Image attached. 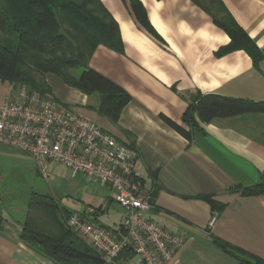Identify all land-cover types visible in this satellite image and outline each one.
Instances as JSON below:
<instances>
[{"label": "crops", "instance_id": "obj_1", "mask_svg": "<svg viewBox=\"0 0 264 264\" xmlns=\"http://www.w3.org/2000/svg\"><path fill=\"white\" fill-rule=\"evenodd\" d=\"M138 1L150 31L137 21L129 0H101L118 24L121 45L118 49L99 45L89 63L130 95L119 121L113 123L98 113L96 96L73 92L68 102L75 111L84 110V116L78 114L89 120L91 114L85 111H91L99 119L101 125L92 118L98 127L137 151V172L152 198L150 218L186 237L176 257L179 264H228L190 257L193 250L200 253L198 245L206 241L215 247L207 233L212 215L218 216L210 230L214 237L263 256L264 197H245L240 191L259 184L264 176V114L217 119L194 129L183 120L200 95L264 102V3L220 0L251 41L248 49L226 50L231 37L215 21L221 14L215 6L211 13L202 7L211 0ZM18 41L10 22L6 32L0 31V43L15 52ZM0 87V103L20 92L2 81ZM164 117L190 131L192 140ZM7 169L39 175L28 155L0 146V180ZM64 170L53 169L56 182L67 178H62ZM204 197L225 205V210L213 211ZM12 201L0 186V264H58L22 240L27 207L10 205ZM77 202L71 211L85 213L111 230L122 227L123 209L114 215L117 218L110 215L115 204L111 194L100 205ZM106 215L108 224L102 222ZM122 264L138 263L133 257Z\"/></svg>", "mask_w": 264, "mask_h": 264}, {"label": "trees", "instance_id": "obj_2", "mask_svg": "<svg viewBox=\"0 0 264 264\" xmlns=\"http://www.w3.org/2000/svg\"><path fill=\"white\" fill-rule=\"evenodd\" d=\"M0 5V31L6 32L11 22L19 37L15 52L0 43V81L38 93L43 98L56 99L45 80L47 75H55L84 95L98 97V113L113 123L119 121L131 101L130 95L89 65L99 45L115 49L121 45L118 24L101 0H0ZM129 6L137 21L150 31L147 14L139 1L129 0ZM214 6L221 14V19L215 17L216 23L231 37L226 50L248 49L251 41L220 0L202 5L210 13ZM247 114H264V102L207 94L191 102L183 122L194 129L199 128V124ZM163 120L187 140H192L190 131L165 117ZM240 192L245 197H264V176L259 184ZM39 198L37 210L32 208L27 213L30 219L23 224L22 240L58 264H105L68 227L67 220L74 211L61 206L50 195ZM203 199L218 213L226 208L210 197ZM82 215L89 219L85 213ZM208 235L217 249L238 264H264L263 258L216 238L211 232ZM133 257L132 250L126 249L114 264Z\"/></svg>", "mask_w": 264, "mask_h": 264}, {"label": "built area", "instance_id": "obj_3", "mask_svg": "<svg viewBox=\"0 0 264 264\" xmlns=\"http://www.w3.org/2000/svg\"><path fill=\"white\" fill-rule=\"evenodd\" d=\"M0 146L28 155L46 181L55 167H62L73 178L82 176L110 190L124 211L121 230H111L79 212L67 220L105 264L114 263L126 249L132 250L138 264H179L176 257L186 237L170 233L150 218L152 198L137 172V151L71 105L23 88L17 97L0 103ZM217 220L212 215L208 234Z\"/></svg>", "mask_w": 264, "mask_h": 264}, {"label": "rangeland", "instance_id": "obj_4", "mask_svg": "<svg viewBox=\"0 0 264 264\" xmlns=\"http://www.w3.org/2000/svg\"><path fill=\"white\" fill-rule=\"evenodd\" d=\"M77 73L78 72L76 71L73 73V75L76 76ZM45 80L52 88L57 99H59L62 103L70 105L68 99L69 97H71V94L73 92H79L78 90H75L66 85L62 79L55 75H47ZM15 88L19 91L23 89L21 87ZM1 93L2 89L0 87V95ZM72 107L74 108V106ZM76 112L82 115L84 110H81V108H76ZM88 112L91 111H85V113L91 114V117L90 115L87 117H90V120H92L93 122L94 120L98 122L99 119H97L96 116L92 115L93 113ZM98 124L101 125L100 122H98ZM3 173L4 174H2L0 180L1 190L7 195H11L13 201L10 205L27 207L25 208L26 213H28L32 208L34 210H37L36 202H39V197L43 195H50V197L53 198L54 201L56 200V202H58L61 206L71 210L76 204H79L77 202V199H83L86 203L100 205L102 203V200H104L109 194H111L109 189L102 188L99 185L93 183H89L82 176H78L75 179L71 178V173L68 170H64L61 172L62 178H65L66 176L67 178L61 181L58 180L59 182H56L55 180L57 177L53 178L52 176L51 179L46 181L43 177L37 175L36 173L31 174L23 170L7 169ZM121 210V207L115 202V204H112V206L110 207V215H118V212H120ZM39 214L43 213L40 212ZM105 217L106 218L103 217L102 222H105L107 224L110 223L107 219V215ZM27 218L30 219L29 216H27ZM114 218H117V216H114ZM79 239L81 238L79 237ZM81 240L85 242L83 239ZM197 249L200 253L193 250L194 252H192L190 256L191 258H195L196 260H228V264H236L235 260L213 247V245L210 244V241H206L205 244L202 243L201 245H198ZM257 251H261V249ZM259 257L264 259V254L263 256Z\"/></svg>", "mask_w": 264, "mask_h": 264}]
</instances>
